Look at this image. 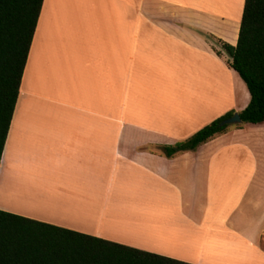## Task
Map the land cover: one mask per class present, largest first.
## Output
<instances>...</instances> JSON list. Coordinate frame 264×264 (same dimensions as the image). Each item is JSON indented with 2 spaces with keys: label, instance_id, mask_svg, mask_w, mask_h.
Masks as SVG:
<instances>
[{
  "label": "crops",
  "instance_id": "0c3cea01",
  "mask_svg": "<svg viewBox=\"0 0 264 264\" xmlns=\"http://www.w3.org/2000/svg\"><path fill=\"white\" fill-rule=\"evenodd\" d=\"M246 0H44L0 211L186 264H264V122L193 137L250 94Z\"/></svg>",
  "mask_w": 264,
  "mask_h": 264
},
{
  "label": "trees",
  "instance_id": "16d2710c",
  "mask_svg": "<svg viewBox=\"0 0 264 264\" xmlns=\"http://www.w3.org/2000/svg\"><path fill=\"white\" fill-rule=\"evenodd\" d=\"M44 0H0V164ZM250 94L243 124L264 122V0H246L238 44H222ZM230 112L163 154L197 150L231 126ZM0 264H186L0 211Z\"/></svg>",
  "mask_w": 264,
  "mask_h": 264
},
{
  "label": "water",
  "instance_id": "95a60500",
  "mask_svg": "<svg viewBox=\"0 0 264 264\" xmlns=\"http://www.w3.org/2000/svg\"><path fill=\"white\" fill-rule=\"evenodd\" d=\"M242 122L241 117L238 113H236L232 118L226 120L223 124L224 125H236Z\"/></svg>",
  "mask_w": 264,
  "mask_h": 264
}]
</instances>
